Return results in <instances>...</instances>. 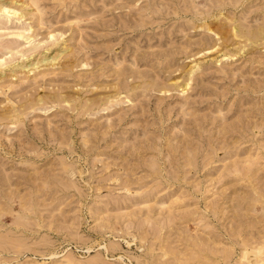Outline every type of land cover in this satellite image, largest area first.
<instances>
[{
	"label": "rangeland",
	"instance_id": "1",
	"mask_svg": "<svg viewBox=\"0 0 264 264\" xmlns=\"http://www.w3.org/2000/svg\"><path fill=\"white\" fill-rule=\"evenodd\" d=\"M0 264H264V0H0Z\"/></svg>",
	"mask_w": 264,
	"mask_h": 264
}]
</instances>
